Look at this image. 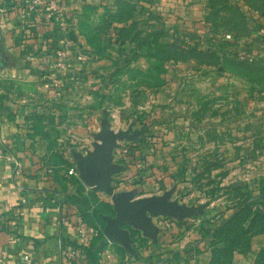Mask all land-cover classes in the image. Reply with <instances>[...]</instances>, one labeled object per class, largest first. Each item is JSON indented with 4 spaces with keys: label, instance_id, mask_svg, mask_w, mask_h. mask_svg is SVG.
I'll list each match as a JSON object with an SVG mask.
<instances>
[{
    "label": "rangeland",
    "instance_id": "374dc122",
    "mask_svg": "<svg viewBox=\"0 0 264 264\" xmlns=\"http://www.w3.org/2000/svg\"><path fill=\"white\" fill-rule=\"evenodd\" d=\"M57 6L71 41L54 44L66 56L57 78L38 79L45 90L33 115L50 173L67 174L72 152L92 148L103 119L113 131L144 129L113 149L123 167L114 190L170 191L171 200L198 208L187 222L198 237L188 243L203 239L200 257L229 246L223 239L248 224L243 203L264 213V0Z\"/></svg>",
    "mask_w": 264,
    "mask_h": 264
},
{
    "label": "crops",
    "instance_id": "0c3cea01",
    "mask_svg": "<svg viewBox=\"0 0 264 264\" xmlns=\"http://www.w3.org/2000/svg\"><path fill=\"white\" fill-rule=\"evenodd\" d=\"M20 2L0 0V46L8 57L7 66L0 65V145L11 151L19 163L17 169L12 163L0 165V262L62 264L64 251L78 241L77 219L92 228L96 225L97 235L89 244H97L99 248L105 239L102 233L104 224L101 225L91 214L92 208L86 209L85 219L80 212L83 205L79 198L71 201V197L77 195V189L82 187L85 195L94 192L98 201L108 203L112 212L113 204L109 193L92 191L78 175H68L63 170L50 173L44 161L46 149L43 140L35 134L33 115L40 111L36 100L44 92L45 84L37 81L46 74L50 78L58 77L59 69L48 72L50 62L56 60L54 44L70 43L71 39L65 32L67 25L61 21L56 23L49 10L24 16ZM111 184L113 192L118 193ZM121 191H133L136 198L159 196L138 193L134 186ZM104 215L113 216L114 212L112 215L101 214L102 222ZM151 221L158 229L155 241L141 231L129 228L137 258L127 253L118 242L105 239L99 248L97 263H208V256H199L202 253L198 243L203 240L200 231L201 239H196L194 245L188 243L198 237H194L187 218L177 220L156 216ZM262 246L264 234L244 239L235 251L232 264H251ZM25 255L29 256V262L23 259Z\"/></svg>",
    "mask_w": 264,
    "mask_h": 264
},
{
    "label": "water",
    "instance_id": "95a60500",
    "mask_svg": "<svg viewBox=\"0 0 264 264\" xmlns=\"http://www.w3.org/2000/svg\"><path fill=\"white\" fill-rule=\"evenodd\" d=\"M8 64V57L0 46V65ZM144 134V129L113 131L107 119L101 121V130L94 136L92 148L85 154L72 152L79 180L92 191L106 192L111 195L113 216H102L103 236L110 242H118L134 258L129 228L141 231L143 235L156 240L158 229L152 224V217L162 216L183 220L196 214L198 208H188L170 199V191L162 195L136 198L133 191L114 193L112 177L123 171V167L113 162V149L117 141H134ZM103 239L99 248L104 244Z\"/></svg>",
    "mask_w": 264,
    "mask_h": 264
},
{
    "label": "built area",
    "instance_id": "2783aa9c",
    "mask_svg": "<svg viewBox=\"0 0 264 264\" xmlns=\"http://www.w3.org/2000/svg\"><path fill=\"white\" fill-rule=\"evenodd\" d=\"M64 0H21L20 4L23 8V15L29 16L33 14V12L42 14L44 10H49L52 14V17L56 23H60L61 21V11L59 10L57 3ZM228 41L231 43H236L237 41L233 36H228ZM65 48H55L53 50V56H55L56 60L50 62L49 68L51 69H59L62 65V60L66 56ZM82 55L78 54L77 59H82ZM251 60V58H249ZM5 163H12L16 169L19 167L18 160L15 155L9 151L4 149L2 145H0V165ZM68 175H76L77 170L75 167H70L67 170ZM77 238L78 241L75 245H71L64 251L63 257L64 262L62 264H87L85 261V251L84 248L87 244L97 235V230L89 227L85 222L81 219H77ZM23 259L27 262L30 261L28 255H25ZM0 264H2L0 262Z\"/></svg>",
    "mask_w": 264,
    "mask_h": 264
},
{
    "label": "trees",
    "instance_id": "16d2710c",
    "mask_svg": "<svg viewBox=\"0 0 264 264\" xmlns=\"http://www.w3.org/2000/svg\"><path fill=\"white\" fill-rule=\"evenodd\" d=\"M81 188L77 189V195L71 197V201L75 202V200L73 199L80 197L79 193H82ZM80 198L81 199H79V202H81L83 205L80 207V212L84 216L86 213L84 211H86V209H89L88 208L89 198H92V200L96 199V195L94 192L89 191L87 195H85L84 197H80ZM240 209L245 211L244 215L245 214L246 215L243 218V221L244 222L248 221L247 226L244 227L243 224L240 225L238 222V226H240V232L237 233L236 235L234 234L229 237H225L223 241L226 243L231 241V244L229 246L224 245L222 247H219L217 250L214 249L209 257V261L207 264H231V261L233 259L231 253H233L238 248L240 243L244 240L242 235L245 232L251 231L252 234H264V213L263 212H251L248 210L249 208L247 204H244V203ZM91 214L101 223V225H103L104 222L101 221L100 215L101 214L112 215L113 212L110 206L108 205V203H104V202L97 200L96 204L92 206ZM100 250L101 249L97 248V244H93V243L87 244L86 247L84 248L86 263L87 264H98L97 254L100 252ZM254 264H264V246H262L259 249L258 254L256 256V261Z\"/></svg>",
    "mask_w": 264,
    "mask_h": 264
}]
</instances>
